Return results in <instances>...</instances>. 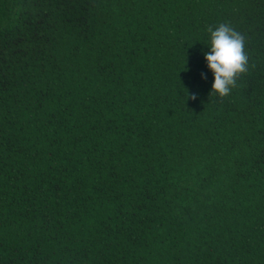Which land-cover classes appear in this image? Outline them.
Wrapping results in <instances>:
<instances>
[{"label": "trees", "instance_id": "obj_1", "mask_svg": "<svg viewBox=\"0 0 264 264\" xmlns=\"http://www.w3.org/2000/svg\"><path fill=\"white\" fill-rule=\"evenodd\" d=\"M0 264H264V0H0Z\"/></svg>", "mask_w": 264, "mask_h": 264}, {"label": "clouds", "instance_id": "obj_2", "mask_svg": "<svg viewBox=\"0 0 264 264\" xmlns=\"http://www.w3.org/2000/svg\"><path fill=\"white\" fill-rule=\"evenodd\" d=\"M207 31L210 34L211 51L205 53V58L214 74L210 94L227 98L236 87L239 77L248 71L245 38L226 23H221L215 29L209 26ZM196 98L195 94L191 96L193 100Z\"/></svg>", "mask_w": 264, "mask_h": 264}]
</instances>
